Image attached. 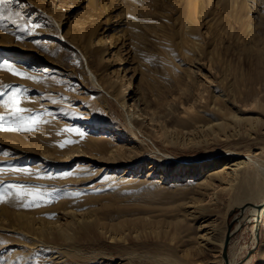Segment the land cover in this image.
<instances>
[{"label":"rangeland","instance_id":"1","mask_svg":"<svg viewBox=\"0 0 264 264\" xmlns=\"http://www.w3.org/2000/svg\"><path fill=\"white\" fill-rule=\"evenodd\" d=\"M232 3L238 0H202L187 38L184 0L0 5V60L8 62L0 66V264H57V251L67 264H227L224 250L200 243L207 222L234 232L229 263L233 254L238 264L258 254L264 222L241 223L225 183L199 195L159 187V172L145 177L150 157L142 171L125 174L127 163L120 179L108 181L116 156L92 148L105 136L124 153L160 148L171 155L166 169L187 163L177 179L185 180L197 175V159L222 164L264 147V0L251 8ZM125 76L149 102L144 141L112 135L117 127L127 131L116 96ZM214 95L223 125L200 132L194 117L211 118ZM21 124L33 130H7ZM99 125L101 132L89 131ZM82 163L90 166L79 172ZM132 175L146 180L128 183Z\"/></svg>","mask_w":264,"mask_h":264},{"label":"bare ground","instance_id":"2","mask_svg":"<svg viewBox=\"0 0 264 264\" xmlns=\"http://www.w3.org/2000/svg\"><path fill=\"white\" fill-rule=\"evenodd\" d=\"M184 1H185V20H186V23L188 24V31L186 33V38H187L196 27L195 20H196L197 8L198 6H200L202 0H184ZM240 2H243L244 6L246 7L248 6V8H251L252 3L255 2V0H238V5L240 4ZM232 4L229 5V8H228L229 12L226 10L230 15L232 14L230 13L232 12L231 8L233 9L234 6H236L235 8L238 7V5L233 4L234 5L233 6ZM235 10L236 9H233L234 12ZM233 16H235V13ZM101 40L102 39H100V41ZM120 49L121 47L119 48V50ZM108 51H109V45L106 47H103V49H101L99 52H100V55H104ZM42 71L47 73V72H50L51 70H49V68H43ZM89 75L91 76L92 81L96 85L101 86L100 84H98L95 76L91 72ZM116 91H117L116 96L117 95L119 96L120 103L124 107V117H125V123H126L125 128L127 129V131H124L123 129L117 127L115 131L112 132V135L114 134L115 139H116L117 137L122 138L125 133L126 134L129 133L130 141L134 138H136L135 141H137V139H140L141 141L146 140L147 133L143 129L144 128L143 121H144V117H148L146 116L148 114L146 107H148L149 102L146 99L141 98L139 96L138 91L136 90L135 86L134 88H131V81L127 76H125L123 80L121 81V83H119ZM109 94L111 95V93ZM217 96L214 95L211 100L213 104L212 106L213 114L210 115L211 118H206L199 114H197L196 117H194V120L195 118L197 120V121L195 120V123H196L195 128L199 130L200 132L209 131L211 129L213 130L214 126H217V128H219L218 126L223 125V120H222L223 118L220 117V111L216 105V100L218 99ZM150 119L153 120V118H150ZM150 124H153V123H150ZM100 127H101L100 125L92 126V128L89 129V131L92 133H99L102 131L99 129ZM153 127H151V129ZM103 130L105 131L107 130V133L110 132V130L107 127H105ZM105 135H109V134H105ZM101 138L102 140H100V142L99 141L95 142L94 143L95 146L93 145L92 148L100 152L106 151V152L111 153V155L116 156L115 157L116 160L114 163L115 164L117 163V165H119V167L117 168L115 172L105 175V178L108 181L120 179L122 177L120 176V171L122 170L120 166L127 165V163H130L131 166L124 167L125 174L126 173H136L138 171H142L143 170L142 165L143 164L146 165V158L150 157L147 159L150 162L147 163L149 170L145 173L146 175L145 177L146 179L152 178L155 175L157 176V173L159 172L158 179L156 180L158 181V186L161 184L165 185L167 183L170 184L168 185L169 187H172L174 189L180 188L181 186H186V188L187 187L193 188L192 190L193 195H199V194L205 193L206 191H210V190L212 191V188L217 183H221V185L222 183H225L226 190L231 189L235 192L236 197L230 204V210L235 209L239 211L238 212L239 215H242L240 222L245 223V224L253 223V225L256 228L260 226L261 222H264V147L260 148L257 151H253L251 153L249 152H246V153L235 152L234 154L232 153L233 155L228 158L227 162H224L222 164H220V162L217 161L219 159L217 157L212 158L211 161L209 162L208 161L205 162V160H202V159L200 160L197 159L192 162L194 164H197V172H196L197 175L188 176L189 178L185 180H177L178 178L181 177V175L186 173L187 168H188L187 163L183 161H178L176 164V167H177L176 171H174L175 169L173 170L166 169L163 165L164 164L163 161L164 159H168V157H170L171 155L169 153L161 151L160 148L154 147L156 148L155 154H153V152H147L141 147L124 153V152H121L120 147H118L117 145H113L112 142L106 139L108 138V136L101 137ZM122 153L124 156H122ZM119 156H122V157H119ZM140 161L142 162V164L140 165L137 164ZM217 165H219V167L221 168L216 169ZM38 166L42 167L43 163L40 162L35 167H38ZM79 166H80L78 167L80 169L79 172L81 171L83 172L84 169L90 166V164L82 163V164H79ZM140 176H143V175H140ZM227 176H230V180L224 181L225 180L224 178H227ZM144 180L141 179L139 176H134V175L127 178L128 183L129 182L130 183H141V182H144ZM156 181L155 183H157ZM168 186H166V188ZM163 189L165 190V188ZM216 194L217 193H215V195ZM190 200L191 199H189V201ZM190 207L193 208L194 209L193 211L196 212L195 206H190ZM193 215L195 216V214ZM28 218H26L24 221H27ZM79 223L84 225L83 226L84 228H87V225H90V221L85 220V219L79 220ZM201 226H202V229L199 233V237L201 239L200 243L204 242V244H207L209 246H214V248L216 246L223 252L224 247H225L224 242L226 241L225 239L233 235L234 232L224 231L223 233H221L219 228L213 226L211 222L204 223ZM12 230L19 232L22 230V226L17 224L14 226ZM51 256L52 257L54 256L53 259L56 260L57 264H67V260L62 251H57V253L54 252ZM229 264H238L237 254H233V257ZM244 264H264V231L262 234V243L258 249V254L256 256H253L251 259H249Z\"/></svg>","mask_w":264,"mask_h":264},{"label":"snow or ice","instance_id":"3","mask_svg":"<svg viewBox=\"0 0 264 264\" xmlns=\"http://www.w3.org/2000/svg\"><path fill=\"white\" fill-rule=\"evenodd\" d=\"M3 3H5V0H0V5H2ZM8 63L7 61H3V60H0V66H2L3 64H6ZM16 74V73H14ZM20 75H23V73H20ZM15 91H19V89H16ZM17 111H22L21 109H17ZM3 121H4V118L3 117H0V130H5L4 129V124H3ZM7 130H14V131H31L33 130L32 127L30 126H24L23 124H21L20 126H17L15 128H10V129H7ZM20 171H24V170H20ZM4 200V197L3 195H0V202H3ZM25 207H29L31 206V204H25L24 205Z\"/></svg>","mask_w":264,"mask_h":264},{"label":"water","instance_id":"4","mask_svg":"<svg viewBox=\"0 0 264 264\" xmlns=\"http://www.w3.org/2000/svg\"><path fill=\"white\" fill-rule=\"evenodd\" d=\"M229 239H230V237H228V238L226 239L225 247H224V257H225V259H226L227 264L229 263V262H228V256H227V248H228V244H229Z\"/></svg>","mask_w":264,"mask_h":264}]
</instances>
